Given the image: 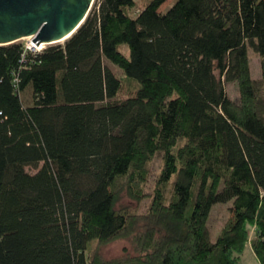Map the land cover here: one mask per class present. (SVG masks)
Masks as SVG:
<instances>
[{
  "label": "trees",
  "instance_id": "16d2710c",
  "mask_svg": "<svg viewBox=\"0 0 264 264\" xmlns=\"http://www.w3.org/2000/svg\"><path fill=\"white\" fill-rule=\"evenodd\" d=\"M166 1L97 0L62 43L0 44V264H236L247 245L264 264V0ZM158 151L148 211L119 210Z\"/></svg>",
  "mask_w": 264,
  "mask_h": 264
},
{
  "label": "water",
  "instance_id": "95a60500",
  "mask_svg": "<svg viewBox=\"0 0 264 264\" xmlns=\"http://www.w3.org/2000/svg\"><path fill=\"white\" fill-rule=\"evenodd\" d=\"M94 0H0V44L32 37L31 47L70 37Z\"/></svg>",
  "mask_w": 264,
  "mask_h": 264
},
{
  "label": "rangeland",
  "instance_id": "374dc122",
  "mask_svg": "<svg viewBox=\"0 0 264 264\" xmlns=\"http://www.w3.org/2000/svg\"><path fill=\"white\" fill-rule=\"evenodd\" d=\"M97 0H94V2ZM176 0H167L165 3H163L160 7V10H166L168 7H170ZM92 7H94V3ZM142 2H139V5H141ZM20 41L23 42L26 48L32 49L34 51H37L39 49H43L47 45L50 44H43L41 48H31L32 45V37H24L20 39ZM65 41H60L61 43ZM57 43V42H55ZM53 44V43H52ZM121 49L126 53L127 55L130 54V49L127 44L121 45ZM251 55V63H252V73L255 77H259L260 74V63H259V56L253 52L250 51ZM112 69H115L117 74L125 80V75L122 69H120L118 66H115L111 63H109ZM125 84L122 92L119 94L118 97L123 98L126 97L129 93L133 92L131 90V84L127 80H125ZM226 87L228 89V93L232 98L238 99L239 96V88L235 83H227ZM163 162H164V156L163 152L158 151L153 156L151 161L146 166V173L144 180L138 184V188L133 190L130 189L127 185H123L122 188H120V199L118 201L117 208L126 210L128 213H134V214H143L148 211L153 195L155 192V188L157 186L158 182V176L161 173L163 169ZM174 180V179H173ZM171 182L168 184L167 189L170 192L171 190ZM233 204V200L227 201V202H217L214 203L211 208V213L208 219V227L209 232L211 234V239L215 241L219 234L221 233V229L224 227V225L227 223L228 218L230 217L232 213L231 206ZM253 231V230H252ZM127 242V240L124 237H121L120 239H116L114 241H111L109 244L103 246V252L106 257L116 256L122 253L123 251V245ZM95 244V242H93ZM236 264H261L257 258V255L255 252H253L250 245H247V247L244 249V252L240 258V260Z\"/></svg>",
  "mask_w": 264,
  "mask_h": 264
},
{
  "label": "bare ground",
  "instance_id": "6f19581e",
  "mask_svg": "<svg viewBox=\"0 0 264 264\" xmlns=\"http://www.w3.org/2000/svg\"><path fill=\"white\" fill-rule=\"evenodd\" d=\"M43 45V44H42ZM42 45L41 46H39L38 48H41L42 47Z\"/></svg>",
  "mask_w": 264,
  "mask_h": 264
},
{
  "label": "built area",
  "instance_id": "2783aa9c",
  "mask_svg": "<svg viewBox=\"0 0 264 264\" xmlns=\"http://www.w3.org/2000/svg\"><path fill=\"white\" fill-rule=\"evenodd\" d=\"M32 48V47H31Z\"/></svg>",
  "mask_w": 264,
  "mask_h": 264
}]
</instances>
